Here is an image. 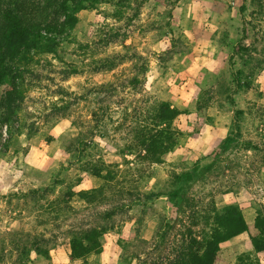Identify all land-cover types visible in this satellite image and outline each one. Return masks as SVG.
<instances>
[{"label":"rangeland","instance_id":"obj_1","mask_svg":"<svg viewBox=\"0 0 264 264\" xmlns=\"http://www.w3.org/2000/svg\"><path fill=\"white\" fill-rule=\"evenodd\" d=\"M77 16L58 52L30 64L14 121L0 123V264L85 263L70 242L91 228L117 240L123 264H159L229 204L250 230L215 264H264L247 246L264 216V0H98ZM154 101L183 111L160 162L131 131ZM216 121L237 135L227 150ZM101 162L113 180L91 173ZM195 164L204 172L179 212L166 194ZM159 229L169 244L153 249Z\"/></svg>","mask_w":264,"mask_h":264},{"label":"trees","instance_id":"obj_2","mask_svg":"<svg viewBox=\"0 0 264 264\" xmlns=\"http://www.w3.org/2000/svg\"><path fill=\"white\" fill-rule=\"evenodd\" d=\"M97 2L98 0H0L1 124L11 125L20 111L26 98L25 74L30 69V64L39 61V57L43 55H55L58 52L57 47L64 42V34L69 35L78 24L77 14ZM71 68V73L78 72L77 66L73 65ZM135 82L136 79L130 80L128 84L132 86ZM182 113V110L167 101H154L150 108L149 121L141 126L131 127L134 136L143 146L147 159L160 162L163 155L175 147V131L172 125ZM240 114L242 111L238 110L237 116ZM94 115H97L96 112ZM236 137L233 132L229 133L221 141V148L227 150ZM106 168L107 164L101 162L92 164L89 169L96 177L111 181L114 174ZM201 172L200 164H195L191 169L176 174L174 183L178 186L166 195L177 211H185L189 199L185 185L195 181ZM97 190L94 189L93 192H98ZM161 195L163 193H152L147 198ZM211 212V228L208 233L199 237H184L181 244L171 246L172 254L165 256L159 264H215L223 243L250 230L243 212L236 205H224ZM112 214L114 212L109 211L104 216L110 218ZM161 228L163 229L162 225ZM254 230L247 246L264 252V216L261 213L257 215ZM103 233L100 228H91L74 236L70 242L71 257L81 259L101 252ZM160 233L159 229L150 242L153 249H162L167 242V233Z\"/></svg>","mask_w":264,"mask_h":264},{"label":"crops","instance_id":"obj_3","mask_svg":"<svg viewBox=\"0 0 264 264\" xmlns=\"http://www.w3.org/2000/svg\"><path fill=\"white\" fill-rule=\"evenodd\" d=\"M213 56L214 55L212 54V57ZM210 59H211V56L209 55V60ZM229 123L230 121L227 124ZM222 124L223 126H217V125H222ZM227 124L224 125L223 122L216 121L215 122L216 127L213 126L214 131L217 129L219 133H222V135L219 138V141H222L227 136V133H228ZM212 135H214L213 133H211V137H214V138H211V139H215V136H212ZM5 188H7V185L0 183V191ZM101 243H102L101 252L90 254L87 257V260L85 263H80L77 261L69 260L67 262H52V263H47V264H123L120 261V255H121L122 248L120 244L117 243V240L114 239V237L110 238L107 235V237L105 236L101 240Z\"/></svg>","mask_w":264,"mask_h":264}]
</instances>
